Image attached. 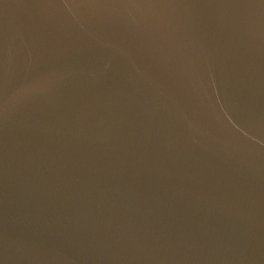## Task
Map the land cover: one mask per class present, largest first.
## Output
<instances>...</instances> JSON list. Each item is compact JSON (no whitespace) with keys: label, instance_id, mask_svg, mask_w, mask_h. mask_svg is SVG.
<instances>
[{"label":"water","instance_id":"95a60500","mask_svg":"<svg viewBox=\"0 0 264 264\" xmlns=\"http://www.w3.org/2000/svg\"><path fill=\"white\" fill-rule=\"evenodd\" d=\"M0 264H264V0H0Z\"/></svg>","mask_w":264,"mask_h":264}]
</instances>
